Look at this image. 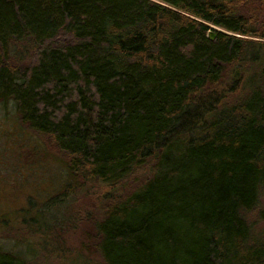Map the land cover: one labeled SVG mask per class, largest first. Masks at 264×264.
Listing matches in <instances>:
<instances>
[{"label": "trees", "instance_id": "trees-1", "mask_svg": "<svg viewBox=\"0 0 264 264\" xmlns=\"http://www.w3.org/2000/svg\"><path fill=\"white\" fill-rule=\"evenodd\" d=\"M10 104L105 264H264V0H0Z\"/></svg>", "mask_w": 264, "mask_h": 264}, {"label": "rangeland", "instance_id": "rangeland-1", "mask_svg": "<svg viewBox=\"0 0 264 264\" xmlns=\"http://www.w3.org/2000/svg\"><path fill=\"white\" fill-rule=\"evenodd\" d=\"M14 115L11 104L0 106V246L23 253L33 264H105L95 229L102 219V201L88 195L63 197L62 168L50 163L43 150L40 161L31 157L36 141L20 133ZM29 198L38 208L20 213ZM63 198L65 212L62 206L47 207ZM26 216L36 221L31 230L21 220ZM257 229L264 236V221Z\"/></svg>", "mask_w": 264, "mask_h": 264}, {"label": "water", "instance_id": "water-1", "mask_svg": "<svg viewBox=\"0 0 264 264\" xmlns=\"http://www.w3.org/2000/svg\"><path fill=\"white\" fill-rule=\"evenodd\" d=\"M216 34L214 33V32H211L210 33V35H209V38L211 39V40H214L215 38H216Z\"/></svg>", "mask_w": 264, "mask_h": 264}]
</instances>
